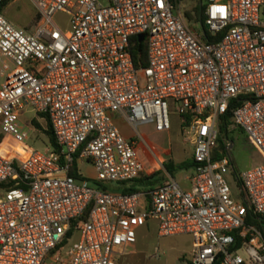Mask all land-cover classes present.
Masks as SVG:
<instances>
[{"label":"built area","instance_id":"2783aa9c","mask_svg":"<svg viewBox=\"0 0 264 264\" xmlns=\"http://www.w3.org/2000/svg\"><path fill=\"white\" fill-rule=\"evenodd\" d=\"M4 1L0 141L28 142L22 119L32 109L33 121L49 120L57 150L22 162L0 154V264H118L151 222L160 238L191 236L193 264H264V232L248 222L264 219V161L238 174L240 197L228 179L235 131L264 156V0H197L204 19L192 26L184 0H30L34 33L6 18ZM140 35L147 66L138 70L130 46ZM174 113L193 147L190 189L166 171L151 190H104L142 178L140 128L169 132Z\"/></svg>","mask_w":264,"mask_h":264},{"label":"rangeland","instance_id":"374dc122","mask_svg":"<svg viewBox=\"0 0 264 264\" xmlns=\"http://www.w3.org/2000/svg\"><path fill=\"white\" fill-rule=\"evenodd\" d=\"M197 0H184L182 2V11L190 14L192 20H188L190 26L196 24ZM6 18L20 29H25L34 33L39 22L38 11L30 0H13L4 11ZM55 22L63 29L68 28V17L64 14L55 16ZM36 117L32 109H27L22 122L33 129L30 140L26 143H20L11 136H5L4 141H0V154L16 162L26 160L35 151L44 152L50 144L44 130L47 129L46 120L36 119V125L33 119ZM172 128L169 132H157L152 126H142L141 133L144 135L145 142L137 147L141 161L145 166L144 179L151 178L152 183L148 181L134 182L138 190H144L147 187L156 186L161 180L164 181L166 169L164 163L172 161L180 164L190 160L193 155V147L184 142L181 132V121L178 114L171 116ZM117 126L128 139L133 138L132 128L122 119L116 121ZM39 126V127H38ZM1 135V130H0ZM234 142L231 150V157L234 163V169L228 179L234 188L237 197H240V190L236 180V174H240L246 169H250L264 161L262 152L258 150L243 132L237 130L230 135ZM153 151V153L151 152ZM166 160L165 162H162ZM79 170L83 175L93 181L96 173L90 165L80 164ZM147 175H151L147 177ZM186 171H176L173 174L174 179L181 183L186 190L190 189V184L186 181ZM143 178V176H142ZM157 223L148 224V229H143L138 235V245L131 252L122 256L118 264H193L192 262V237L189 235H176L169 237H158ZM160 250L162 257L159 260L153 258L156 250ZM47 261L46 264H49Z\"/></svg>","mask_w":264,"mask_h":264},{"label":"trees","instance_id":"16d2710c","mask_svg":"<svg viewBox=\"0 0 264 264\" xmlns=\"http://www.w3.org/2000/svg\"><path fill=\"white\" fill-rule=\"evenodd\" d=\"M13 0H5L4 3L1 5V9H4L10 2H12ZM196 11V21H203L204 17H203V12L202 9L198 3L197 7L195 8ZM186 17L188 20H192V16L188 13L186 14ZM203 23V22H202ZM130 53L133 57V61L135 63L136 69L140 70L142 68H145L147 66V45H146V41H143L142 43L139 42L138 37H134L131 41V46H130ZM244 100L243 97L238 98L236 101H234L233 105H238L240 104V102H242ZM231 118V113L229 112L227 115H225L222 119V123L220 126V130H221V134H222V138L220 139L221 144L224 142V139L226 137H228V132L226 130L227 126L229 125V121ZM47 122V129L44 130L46 136L49 139L50 144L52 145L53 148H55V150H57V144H56V140L50 125V122L48 119H46ZM33 123H35L36 125V121L34 120ZM39 127V126H38ZM163 166L165 167L166 171L171 174L173 176V174L176 171H187L190 170L193 166H194V162L192 159L187 160L185 162H182L180 164H176L172 161L166 162L163 164ZM73 176L77 177V169L76 167L73 168L72 171ZM236 174V180H237V185L238 188L241 189V182L238 179V174L235 172ZM153 177H151L150 179H152ZM149 178H146V180L143 178H140L138 180H136L135 182H144V181H148L147 184L152 183V181H150ZM162 181V180H161ZM104 190H115V191H121L124 194H131L134 192H138L140 190H138V188L134 185V183L131 184H117L115 186H104L103 187ZM248 222L256 225L259 227V229H261L264 232V219L258 215V214H253L251 213L248 217ZM73 235V231H71L69 233V237Z\"/></svg>","mask_w":264,"mask_h":264},{"label":"crops","instance_id":"0c3cea01","mask_svg":"<svg viewBox=\"0 0 264 264\" xmlns=\"http://www.w3.org/2000/svg\"><path fill=\"white\" fill-rule=\"evenodd\" d=\"M6 8V7H5ZM5 8H4V10H3V12L5 11ZM117 120H118V118H117ZM123 121V120H122ZM146 126H152V125H146ZM153 127V126H152ZM154 128V127H153ZM144 136V135H143ZM140 144H142V143H140ZM192 159V158H191ZM166 160H164V161H162V162H165ZM189 170H187L186 172H188ZM144 175H146V174H144ZM144 175H143V177H144ZM151 175H147V177H150ZM163 183V180L162 181H160L156 186H152V187H147V188H145L144 190H151V189H154V188H156V187H158V186H160L161 184ZM180 183V182H179ZM180 185H181V183H180ZM182 186V185H181ZM184 189V188H183ZM186 190V189H185ZM189 190V189H188ZM139 242V241H138ZM137 245H138V243H137ZM136 245V246H137ZM136 246L133 248V249H135L136 248ZM132 249V250H133ZM131 250V251H132Z\"/></svg>","mask_w":264,"mask_h":264},{"label":"water","instance_id":"95a60500","mask_svg":"<svg viewBox=\"0 0 264 264\" xmlns=\"http://www.w3.org/2000/svg\"><path fill=\"white\" fill-rule=\"evenodd\" d=\"M144 38H145L144 35H140V36L138 37L139 42L142 43V42L144 41Z\"/></svg>","mask_w":264,"mask_h":264}]
</instances>
